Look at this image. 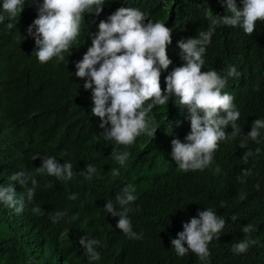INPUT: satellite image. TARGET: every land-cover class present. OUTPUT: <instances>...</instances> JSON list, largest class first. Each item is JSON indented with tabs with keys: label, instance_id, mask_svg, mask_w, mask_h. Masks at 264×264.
I'll return each instance as SVG.
<instances>
[{
	"label": "trees",
	"instance_id": "1",
	"mask_svg": "<svg viewBox=\"0 0 264 264\" xmlns=\"http://www.w3.org/2000/svg\"><path fill=\"white\" fill-rule=\"evenodd\" d=\"M2 3L0 14L7 16ZM42 3L25 0L21 16L11 21L12 28L7 27V19L0 23V96L7 98L0 104V124H4L0 129V184L12 173L34 172L44 156H54L60 164L70 161L77 175L58 182L54 176L37 177L35 197L25 202L19 215L0 203V264H203L191 251L184 257L176 255L171 239L183 231L184 222L207 208L226 220L219 239L209 245V264H264V129L259 143L247 137L254 121L264 119V21H257L252 35L240 27L216 28L202 71L217 70L223 76L234 66L241 73L230 77L224 89L235 97L241 132L234 140L220 143L209 168L184 173L171 155V141L187 142L191 130L188 110L175 98L169 105L156 106L149 114L155 120V137L142 134L130 147L116 145L102 135L101 121L91 113V92L84 89L85 80L75 76V64L91 46L101 20L120 7L138 8L149 20L172 30L167 50L172 64L161 76V87L166 90L167 75L184 63L178 41L206 31L210 23L207 9L222 17L228 14L226 5L221 0H208L207 5L203 0H105L100 15L85 14L79 42L63 53L65 59L41 64L33 55L35 41L27 29ZM237 4L242 7L240 0ZM225 131L231 134V125ZM36 137L45 147L39 152L42 157L33 161L31 156L39 150ZM115 148L131 153L122 168L111 157ZM257 148L259 155L245 163L243 156ZM88 164L97 169L91 181L78 174ZM114 168L120 169L118 177L111 174ZM242 169L252 171L243 183L238 179ZM128 184L135 186L138 197L130 205L129 218L133 231L143 234L139 240L124 235L117 227L119 217L104 209ZM72 194L76 200L69 199ZM34 206L44 214L34 215ZM116 210L120 211L119 205ZM56 211L67 214L53 223L50 214ZM248 223L256 231L244 234L241 229ZM83 236L101 241L97 247L100 260L89 261L79 243ZM246 236L257 243L246 253L234 254L232 245Z\"/></svg>",
	"mask_w": 264,
	"mask_h": 264
},
{
	"label": "clouds",
	"instance_id": "2",
	"mask_svg": "<svg viewBox=\"0 0 264 264\" xmlns=\"http://www.w3.org/2000/svg\"><path fill=\"white\" fill-rule=\"evenodd\" d=\"M104 3L105 0H43L38 7V17L27 29L28 35L35 41L36 50L33 55L41 64L53 58L63 61V53L79 42L85 14L100 15ZM203 3L207 5L208 0H203ZM221 3L226 5L228 14L213 16L208 8V29L200 31L197 37L178 41L184 63L167 75L166 90L161 87V76L162 71H166L172 64L167 52L172 44V30L162 22L149 20L145 12L132 7H120L106 20L99 22V31L92 37L91 46L82 60L75 64V76L84 79V89L91 92L94 104L91 113L100 119L99 127L105 130L102 135L106 140L130 147L142 134L155 137V120L149 114L156 106L169 105L173 98L181 108L188 110L191 127L185 137L187 142H181L179 138L171 141V155L178 170L184 173L204 171L212 165L220 143L234 140L240 135L241 130L236 122L241 114L234 105L235 97L224 89L230 77L240 76L241 73L234 66L228 67L223 76L217 70L204 72V55L216 28L221 25L240 27L245 34L252 35L257 21H264V0H240L242 7L238 6L237 0H221ZM24 5L25 0H3L2 9L7 16L0 14V23L7 19L10 21L7 27L12 28L11 21L21 16ZM4 101H7L6 96H0V104ZM3 125L0 124V129ZM229 125L233 129L231 134L225 131ZM262 129L264 119L258 118L247 137L259 143ZM36 141L39 150L31 156L33 161L42 157L39 152L45 147L37 137ZM241 146L245 147L243 141ZM259 153V148L249 150L243 156L244 162L247 163L249 157ZM130 155L129 151L121 152L115 148L111 157L122 168ZM96 173V167L88 164L78 174L91 181ZM111 174L118 177L120 169H112ZM46 175L56 177L58 182L70 181L77 173L70 161L60 164L56 157L44 156L42 166L34 172L21 170L7 175V181L0 184V203L14 210L17 215L23 213L25 202H31L35 197L37 177H48ZM251 175V169H242L238 179L243 183L244 178ZM135 193V186L128 184L116 194L115 202H106L104 209L113 217H119L117 227L124 235L139 240L143 234L133 231L129 218V213L133 211L130 205L138 199ZM69 199L76 200L77 195L72 194ZM116 205H119L120 211L116 210ZM32 213L44 214L39 206H34ZM66 214L56 211L50 214V219L58 223ZM225 226L226 220L212 208L199 211L197 217L183 223V231L177 233V238L171 239L172 248L179 257L191 251L203 264H209L212 255L209 245L214 238L219 239ZM241 231L250 234L256 228L248 223ZM79 243L86 249L89 261L101 259L97 251V247L101 246L100 240L83 236ZM256 243L251 236H246L232 245V252L246 253Z\"/></svg>",
	"mask_w": 264,
	"mask_h": 264
}]
</instances>
